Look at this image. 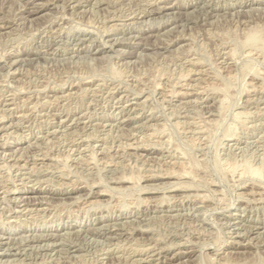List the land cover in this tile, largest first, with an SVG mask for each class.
<instances>
[{"label":"rangeland","instance_id":"374dc122","mask_svg":"<svg viewBox=\"0 0 264 264\" xmlns=\"http://www.w3.org/2000/svg\"><path fill=\"white\" fill-rule=\"evenodd\" d=\"M0 144V264H264V0H0Z\"/></svg>","mask_w":264,"mask_h":264},{"label":"bare ground","instance_id":"6f19581e","mask_svg":"<svg viewBox=\"0 0 264 264\" xmlns=\"http://www.w3.org/2000/svg\"><path fill=\"white\" fill-rule=\"evenodd\" d=\"M47 1H48V0H47ZM205 1H206V0H205ZM208 2H209V1H208ZM259 3H260V2H259ZM202 5H203V4H202ZM261 8H263V7H261ZM253 9H254V8H253ZM258 9H259V8H258ZM256 10H257V9H256ZM161 15H162V14H161ZM162 26H163V25H162ZM1 27H2V26H1ZM156 32H157V31H156ZM54 35H55V34H54ZM58 36H59V35H58ZM146 36H147V35H146ZM153 36H154V35H153ZM76 37H77V36H76ZM156 37H157V34H156ZM75 39H76V38H75ZM50 42H51V41H50ZM112 42H114V41H112ZM41 43H42V42H41ZM102 43H103V42H102ZM104 43H105V42H104ZM36 47H37V46H36ZM76 51H77V50H76ZM92 52H93V51H92ZM26 53H27V52H26ZM41 55H42V54H41ZM27 56H28V55H27ZM46 56H47V55H46ZM42 57H43V56H42ZM23 59H24V57H23ZM27 59H28V57H27ZM33 59H34V58H33ZM29 60H30V59H29ZM24 62H25V61H24ZM21 63H22V62H21ZM13 64H14V63H13ZM5 116H6V115H5ZM4 118H5V117H4ZM46 123H47V122H46ZM0 145H1V144H0ZM128 145H129V144H128ZM109 147H110V146H109ZM106 148H107V147H106ZM107 150H108V149H107ZM92 154H93V153H92ZM44 155H46V154H44ZM47 157H48V156H47ZM91 159H92V158H91ZM88 163H89V162H88ZM175 163H176V162H175ZM34 164H35V163H34ZM172 164H174V163H172ZM172 164H171V166H172ZM168 165H169V164H168ZM182 165H183V164H182ZM46 167H47V166H46ZM48 167H49V166H48ZM169 167H170V166H169ZM167 168H168V166H167ZM167 168H166V169H167ZM180 168H181V167H180ZM180 168H179V169H180ZM169 169H170V168H169ZM175 170H176V169H175ZM182 170H183V169H182ZM167 171H168V170H167ZM172 171H173V170H172ZM180 171H181V170H180ZM175 172H176V171H175ZM184 172H185V171H184ZM253 172H254V171H253ZM177 173H178V172H177ZM179 173H180V172H179ZM181 173H182V172H181ZM255 173H256V171H255ZM168 174H169V173H168ZM174 174H175V173H174ZM153 175H154V174H153ZM179 175H180V174H179ZM161 176H162V175H161ZM176 176H177V175H176ZM176 176H174V177H176ZM182 176H183V175H182ZM182 176H180V177H182ZM125 177H126V176H125ZM130 177H131V176H130ZM130 177H128V180H129ZM177 177H178V176H177ZM183 177H184V176H183ZM122 178H123V177H122ZM126 179H127V177H126ZM128 180H127V181H128ZM113 182H114V181H113ZM135 182H136V181H135ZM137 182H138V180H137ZM173 183H174V182H173ZM173 183H172V184H173ZM180 183H181V182H180ZM180 183H179V184H180ZM137 184H138V183H137ZM137 184H136L135 186H137ZM170 184H171V183H170ZM170 184H169V185H170ZM182 184H183V182H182ZM182 184H181V185H182ZM184 184H185V183H184ZM184 184H183V185H184ZM167 185H168V184H167ZM176 185H177V183H176ZM181 185H180V187H181ZM183 185H182V186H183ZM73 186H74V185H73ZM73 186H72V187H73ZM164 186H165V185H164ZM171 186H172V185H171ZM178 186H179V185H178ZM107 187H108V186H107ZM147 187H148V186H147ZM153 187H154V186H153ZM172 187H174V186H172ZM184 187H185V185H184ZM23 188H25V187H23ZM75 188H76V187H75ZM104 188H105V187H104ZM154 188H155V187H154ZM161 188H162V187H161ZM163 188H164V187H163ZM176 188H179V187H176ZM13 189H14V188H13ZM145 189H146V188H145ZM147 189H148V188H147ZM104 190H105V189H104ZM167 190H168V189H167ZM102 191H103V190H102ZM140 191H142V190H140ZM165 191H166V190H165ZM99 192H100V191H99ZM102 193H103V192H102ZM86 194H87V193H86ZM164 196H165V195H164ZM164 196H162V198H163ZM166 196H169V195H166ZM167 198H168V197H167ZM77 199H78V198H77ZM160 199H161V198H160ZM168 199H169V198H168ZM86 200H87V199H86ZM164 200H166V199H164ZM161 202H164V201L161 200ZM161 202H160V203H161ZM168 202H169V201H168ZM165 203H166V201H165ZM157 205H158V203H157ZM159 210H160V209H159ZM166 214H168V213H166ZM161 215H162V213H161ZM170 215H171V214H170ZM129 216H130V215H129ZM162 217H163V216H162ZM144 218H145V217H144ZM124 219H125V218H124ZM140 219H141V218H140ZM147 219H148V217H147ZM132 220H133V219H132ZM152 220H154V219H152ZM155 221H156V220H155ZM122 222H124V221H121V223H122ZM128 222H129V221H128ZM131 222H132V221H131ZM145 222H146V221H145ZM110 223H111V222H110ZM143 223H144V222H143ZM152 223H154V222H152ZM97 224H98V223H97ZM107 224H108V223H107ZM114 224H115V222H114ZM116 224H117V223H116ZM118 224H119V223H118ZM103 225H104V224H103ZM103 225H101V228H102ZM105 225H106V224H105ZM122 225H123V224H122ZM135 225H136V223H135ZM145 225H146V224H145ZM149 225H150V224H149ZM106 226H107V225H106ZM112 226H113V225H112ZM123 226H124V225H123ZM142 226H143V225H142ZM58 227H59V226H58ZM94 227H96V226H94ZM97 227H99V225H98ZM114 227H115V226H114ZM126 227H127V226H126ZM57 229H58V228H57ZM105 229H106V228H105ZM254 229H255V228H254ZM77 230H78V229H77ZM96 230H97V229H96ZM98 230H99V229H98ZM61 231H62V230H61ZM65 231H66V230H65ZM71 231H72V230H71ZM75 231H76V229H75ZM82 231H83V230H82ZM62 232H63V231H62ZM48 233H49V232H48ZM73 233H74V232H73ZM28 234H29V233H28ZM28 234H27V235H28ZM33 234H34V233H33ZM37 234H38V233H37ZM39 234H40V233H39ZM41 234H42V233H41ZM45 234H46V233H45ZM104 234H105V233H104ZM25 235H26V234H25ZM27 235H26V236H27ZM31 235H32V234H31ZM108 235H109V234H108ZM118 235H119V234H118ZM244 235H245V234H244ZM32 236H33V235H32ZM38 236H39V235H38ZM38 236H37V237H38ZM44 236H45V235H44ZM49 236H50V235H49ZM52 236H53V235H52ZM64 236H66V235H64ZM101 236H102V235H101ZM39 237H40V236H39ZM107 237H108V236H107ZM111 237H112V236H111ZM116 237H117V236H116ZM24 238H25V237H24ZM26 238H27V237H26ZM42 238H44V237H42ZM18 239H19V238H18ZM47 239H48V238H47ZM59 239H60V238H59ZM105 239H106V238H105ZM107 239H108V238H107ZM57 240H58V239H57ZM59 241H60V240H59ZM108 241H109V240H108ZM18 242H19V241H18ZM18 242H16V243H18ZM62 242H63V241H62ZM64 242H65V241H64ZM70 242H71V241H70ZM21 243H22V242H21ZM66 243H67V242H66ZM47 244H48V243H47ZM55 244H56V243H55ZM63 244H64V243H63ZM63 244H62V245H63ZM17 245H18V244H17ZM13 246H14V245H13ZM22 246H23V245H22ZM37 246H38V245H37ZM37 246H36V247H37ZM26 247H27V246H26ZM28 247H29V245H28ZM32 247H33V246H32ZM45 247H46V244H45ZM49 247H50V246H49ZM8 248H9V247H8ZM37 248H38V247H37ZM40 248H42V247H40ZM62 248H63V247H62ZM3 249H4V248H3ZM9 249H10V248H9ZM60 249H61V248H60ZM60 249H57V250H60ZM20 250H22V249H20ZM20 250H19V251H20ZM74 250H75V249H74ZM23 251H24V250H23ZM62 251H63V250H62ZM62 251H61V252H62ZM68 251H69V250H68ZM25 252H27V251H25ZM29 252H30V251H29ZM14 253H15V252H14ZM44 255H45V254H44ZM145 255H146V254H145ZM36 256H37V254H36ZM177 256H178V255H177ZM22 257H23V256H22ZM31 257H32V256H31ZM12 258H13V257H12ZM32 258H33V257H32ZM34 258H35V257H34ZM19 259H20V258H19ZM41 259H42V258H41ZM43 259H44V258H43ZM23 260H24V259H23ZM18 261H19V260H18ZM21 261H22V260H21ZM33 261H34V260H33ZM34 262H35V261H34Z\"/></svg>","mask_w":264,"mask_h":264}]
</instances>
